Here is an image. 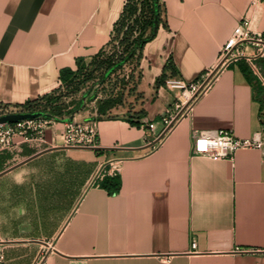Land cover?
Here are the masks:
<instances>
[{
  "label": "crops",
  "instance_id": "0c3cea01",
  "mask_svg": "<svg viewBox=\"0 0 264 264\" xmlns=\"http://www.w3.org/2000/svg\"><path fill=\"white\" fill-rule=\"evenodd\" d=\"M127 2L0 0V105L20 108L63 87V73L107 47ZM161 3L134 105L81 115L97 122L95 148H55L65 147L68 121H54L43 138L17 136L0 154V264H264V148L232 159L192 153L194 131L249 138L264 130V94L241 69L256 75L247 58L219 69L156 142L163 118L188 101L165 80H206L252 0ZM251 29L264 37V4ZM259 49L249 44L245 54ZM255 62L263 75L264 55ZM116 167L121 187L110 193L98 183Z\"/></svg>",
  "mask_w": 264,
  "mask_h": 264
},
{
  "label": "built area",
  "instance_id": "2783aa9c",
  "mask_svg": "<svg viewBox=\"0 0 264 264\" xmlns=\"http://www.w3.org/2000/svg\"><path fill=\"white\" fill-rule=\"evenodd\" d=\"M264 4V0H252V14L250 17H245L243 21L235 29L232 37L229 39L222 51V59L219 67L215 71L209 73V77L203 81L187 84L179 76H171L165 80V86L172 90H178L188 100L186 104L178 103L176 105V113L163 118L164 131L179 120V118L188 111L190 105L197 96L208 90L216 73L230 63L239 58L246 57L249 64L255 70L256 75L264 85V76L261 74L256 60L258 56L264 55V37L256 35L251 29L252 22L256 16L257 8ZM257 46L259 51L255 55L247 56L245 54V46ZM0 116L8 113L23 112L13 106L0 105ZM54 121L39 117L35 119H26L17 123L0 124V154L14 147L15 138L22 136L24 139H41L43 138L46 127ZM155 127L151 123L147 128V136H149ZM170 128V129H171ZM169 129V130H170ZM163 131V132H164ZM97 138V122L90 121L83 127H76L75 119L68 121L66 131L63 134L64 144L67 147H88L95 146ZM262 149L264 148V130L256 132L249 138H240L235 135L233 130H217V131H194L192 153L193 155H202L211 159H232L234 154L240 149ZM119 173V167L113 171V175ZM193 248L196 247V242H193ZM5 259L3 249L0 245V263ZM37 264H41L42 260Z\"/></svg>",
  "mask_w": 264,
  "mask_h": 264
},
{
  "label": "rangeland",
  "instance_id": "374dc122",
  "mask_svg": "<svg viewBox=\"0 0 264 264\" xmlns=\"http://www.w3.org/2000/svg\"><path fill=\"white\" fill-rule=\"evenodd\" d=\"M146 16L147 13L141 11H138L135 15L130 12L126 14L113 34L111 41L99 56L86 65L84 71L77 78H74L69 86L65 85L63 89L52 95L54 102L70 103L74 101L75 105H81V109L74 115V118L77 117L75 119L76 127H83L88 121H92L81 117V115L91 116L90 112L96 111L98 100L123 95L124 102L120 106L130 108L131 105H134L137 95L135 92L136 71L141 59L139 52L136 56L125 61L109 76L104 78V73L108 65L119 63L128 56L133 49V40L140 34ZM49 103L50 101L44 104Z\"/></svg>",
  "mask_w": 264,
  "mask_h": 264
},
{
  "label": "trees",
  "instance_id": "16d2710c",
  "mask_svg": "<svg viewBox=\"0 0 264 264\" xmlns=\"http://www.w3.org/2000/svg\"><path fill=\"white\" fill-rule=\"evenodd\" d=\"M138 11L147 13V16H146L145 21L142 23L140 34L133 40V49L130 51L128 56L125 57L122 61H119V63H116L111 66L108 65L104 73V78L106 76H109L116 69L122 66L125 61L132 58L133 56H136L137 52H139L140 54L139 57H141L142 50L145 44L155 36L156 31H157V29L155 28L156 27L155 19L158 17L159 23L162 20L161 0H128L120 20L115 25L113 34L115 33L118 25L121 23V20L125 17L126 14L130 12L132 15H135ZM102 51H100L99 54ZM99 54L92 61H94L99 56ZM85 68H86V64H81L79 65V69L77 71L75 72L70 71L69 75H67L66 73H63L61 75V79L63 80L64 84H63V87H61L60 89H63L65 85L69 86L70 82L73 81L74 78H77L84 71ZM166 69L172 70V74L176 73V70L173 67L171 61L166 66ZM241 69L243 70L247 78L252 82V84L257 87L258 92L264 94V85L262 84L260 79L256 77L251 67L248 66L246 63L242 62ZM165 78H166V75L163 74V77L160 78V83L163 82L162 79L164 80ZM58 90L49 95L43 96L35 101H29L20 108L19 107H16V108H19V110L23 112H30V113L42 112L44 113L43 118H46V119H49L55 122L69 121L73 119L75 113H77L81 109V105H78V106L75 105L74 101L70 103H64L62 101L54 102V98L52 95L57 93ZM49 101H50L49 104H44ZM123 102H124L123 95L110 96V97H107L106 99L98 100V106H97L98 115L100 116L107 115L111 109L122 105ZM98 184L104 188H107L110 193L117 192L121 187L120 174H116L112 176L106 175L99 181Z\"/></svg>",
  "mask_w": 264,
  "mask_h": 264
},
{
  "label": "water",
  "instance_id": "95a60500",
  "mask_svg": "<svg viewBox=\"0 0 264 264\" xmlns=\"http://www.w3.org/2000/svg\"><path fill=\"white\" fill-rule=\"evenodd\" d=\"M155 25H156L155 28L158 29V26H159L158 17L155 19ZM43 116H44V113H42V112H34V113H30V112H14V113H8V114H4V115L0 116V124L17 123V122L22 121V120L35 119V118H39V117H43ZM72 120L73 119H71V121ZM170 128H171V126L168 127L161 134V136L157 139L156 142L161 140L165 136V134L169 131ZM155 143H152L151 145H154ZM55 148H95V147H77V146L67 147V146H65V147H55ZM55 148L47 149V150L43 151L42 153H44V152H46L48 150H51V149H55Z\"/></svg>",
  "mask_w": 264,
  "mask_h": 264
}]
</instances>
